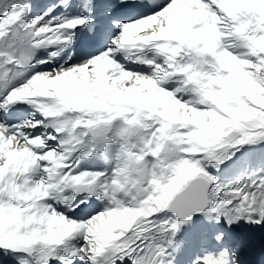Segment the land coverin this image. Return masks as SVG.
<instances>
[{"label":"snow or ice","instance_id":"6c2138e0","mask_svg":"<svg viewBox=\"0 0 264 264\" xmlns=\"http://www.w3.org/2000/svg\"><path fill=\"white\" fill-rule=\"evenodd\" d=\"M191 4L194 16L189 18L180 10L181 0H168L149 16L118 24L114 48L20 84L17 79L34 67L38 50L71 44L75 30L92 20L45 21L50 13L29 19L30 3L0 4V110L27 104L50 121L55 133L24 131L39 133L44 120L12 126L0 121V250L22 253L17 264H164L166 248L150 247L161 231L153 217L164 211L185 223H195L193 217L210 210L217 225H264V177H245L217 194L216 178L204 166L230 159L225 149L264 142V0L240 6L230 0ZM94 7L99 3L87 0L86 11ZM170 21L178 31H164ZM145 48L162 57L160 64L138 59L154 69L152 76L124 70L113 58L120 51ZM124 74L129 77L125 84L143 83L148 94L105 100ZM176 76L184 85L176 91L194 93L195 102H182L162 86ZM238 76L246 80L247 90L230 86ZM177 110L179 119L172 116ZM184 111L206 114L208 123H189ZM241 112L247 118L234 119ZM78 151L79 159L71 162ZM96 155L111 165V174L76 171L81 161ZM39 173L43 175L37 180ZM90 198L103 202V208L91 211ZM56 204L87 218L74 219L57 211ZM180 227L172 224L162 231L174 237ZM225 236L222 250L204 253L196 264H236V253L252 245L246 236ZM78 237L83 244L76 247L71 242Z\"/></svg>","mask_w":264,"mask_h":264},{"label":"bare ground","instance_id":"6f19581e","mask_svg":"<svg viewBox=\"0 0 264 264\" xmlns=\"http://www.w3.org/2000/svg\"><path fill=\"white\" fill-rule=\"evenodd\" d=\"M245 1V4L249 2V0H241ZM8 2V1H6ZM183 7L180 9L182 13L192 18L194 13L190 11V8L193 7L191 4V0H181ZM232 6L235 4V0H230ZM68 9L60 10L56 7H53L51 10L47 11L46 13H50L47 16L46 20L52 19V17H57V23L62 22L65 19H71L77 16H85V9L83 0H68L67 2ZM107 10L110 6H104ZM72 14V15H71ZM145 15V14H144ZM35 16H39L36 15ZM146 16L135 17L133 19L126 20L125 22L136 21ZM45 20V21H46ZM44 21V22H45ZM118 24H121L120 22ZM118 24L111 25L110 31L112 33L109 40L114 39L115 37L119 36L117 32L120 34V28L117 26ZM79 28V27H78ZM77 28V29H78ZM76 29V30H77ZM179 27L169 22V28L165 29L164 31H178ZM66 34H73L69 31ZM141 35L143 33H140ZM144 35H147L144 33ZM109 43V41H108ZM64 45V44H59ZM104 45L100 46L98 49V53L95 56L100 55L101 53L105 52L109 48H114V45H110L109 48ZM61 52H57L52 56L50 59L49 66L51 67L50 72L53 71H60L62 68L67 69L75 65H80L82 63L71 61L69 63H64L60 69L56 68L54 65L56 61L54 59L55 55H61ZM127 57V58H126ZM123 68L124 70L130 71L132 73H139L143 75L152 76L154 74V69L149 67L145 63L137 62L138 59L142 60H154L157 64L162 63V57H160L157 53H155L151 48H145L143 51H120L115 53L113 57ZM59 57H57V60ZM129 79L127 74H124L119 81L113 82V88L108 90L107 96L104 97L106 100L108 97H113L114 99H120L121 97L126 98L128 95H147L148 94V87L143 83H133L131 86L124 83V80ZM181 80L180 76H176L172 78L167 83H163L162 86L169 91H174L177 98L181 99L182 102H186L188 100L183 99V91H176L177 89L181 88ZM119 86L123 89L122 92H117L114 90L115 86ZM193 96L194 93L190 91H185ZM186 93V94H187ZM196 97V96H195ZM197 98V97H196ZM90 100H95L99 102L98 98L89 97ZM198 99V98H197ZM192 100V99H191ZM193 101V100H192ZM3 102V101H2ZM18 104L13 105L17 107ZM31 110V114L29 116H25L23 119H19L18 121L12 123H6L2 120V110L0 112V121L6 123L9 126L12 125H20L28 121H37V120H44L45 126L40 129V132L34 128L24 129L26 132H31L32 135H39L41 133L53 134L54 130L48 126L50 121L46 120L39 111L36 110L34 107H30L28 105V110ZM179 110L174 111L172 113L173 118L179 119ZM197 117L201 120L207 121L205 119V115L203 113H196ZM175 115V117H174ZM188 112L184 111L183 118L188 120L189 123L193 121H197L194 119H190L187 116ZM48 145L50 147H56L55 140H49ZM47 150V149H46ZM115 152V146H112V151L108 153L109 157ZM81 153L78 151L73 155L72 161L74 162L79 159ZM215 164V163H214ZM222 170V178L213 185V189L216 190L217 194L220 191H227L231 188H234L238 185L239 181L245 177H249L252 179H258L260 177H264V146H250L248 147L243 153H240L235 159L219 166ZM91 171V172H109L111 174V165H106L99 155L93 156L88 160L81 161L80 167L76 170L77 172L80 171ZM221 172V171H220ZM43 173L37 174L34 178L40 179ZM52 203V201H48ZM90 210L91 211H99L103 208V202L96 200L95 198H90L88 200ZM57 211H63L68 216H72L74 219H78L80 217L87 218L84 214H81L80 217L73 216V213L67 211V206L56 204L54 205ZM155 223L160 227L161 231L155 234V238L151 241L150 247L154 248L156 245H163L166 248V254L164 256V264H196L197 259L201 257L204 253L208 251H215V250H222L224 244L227 242V236H225V232H231L238 236H246L252 241V245L250 248L246 250H241L236 253V264H246L250 259H252L253 263H259L264 261V225L261 226H249L246 225L244 222H238L235 225L229 227V225L222 221L221 224H216V215L211 213L208 210L204 216L198 220H194L195 223H185L184 221H178L174 216L168 214L166 211L162 212L161 214L153 217ZM2 222V219H0ZM172 224H180V231L175 234L174 237H170L167 233H164L162 230L166 227H170ZM221 236V240H217V236ZM172 239L173 242L171 245L166 243L167 239ZM76 247H79L83 244V240L81 238H77V240H73L71 242ZM66 255V253H64ZM147 254V253H145ZM23 256L22 253H11L9 252L7 255L4 254L3 251H0V264H17L18 258ZM60 264L59 261H53L52 264ZM76 264H81L79 260L76 261ZM125 264H128L125 261Z\"/></svg>","mask_w":264,"mask_h":264},{"label":"rangeland","instance_id":"374dc122","mask_svg":"<svg viewBox=\"0 0 264 264\" xmlns=\"http://www.w3.org/2000/svg\"><path fill=\"white\" fill-rule=\"evenodd\" d=\"M244 4H245V1L235 0L234 6H240V5H244ZM145 34H147V33H145ZM233 51L238 54V53L242 52L243 50L242 49H233ZM233 70L236 73H238V71H239L238 68H234ZM230 86H233V87L238 86V87H240L242 89H245V90L248 89V85H247L246 80L243 79L242 77H239V76L237 77V79L234 82H232L230 84ZM181 88L182 89L184 88V85L183 84L181 85ZM117 89H121V88L116 85L114 87V90L113 91H115ZM186 93L187 92L183 91V94H182L183 95L182 96L183 99L185 101L188 100L186 102H195L197 100V98L195 96H193V95H191L189 93H187V94ZM224 102L225 103H228L229 101H228L227 98H225ZM197 107H202V106L197 105ZM187 116L190 117V119H194V120L200 121V123H202V124H205L206 125L208 123V121H204V120H201L200 118H198L196 113H189L188 112V115ZM174 117H175V115H174ZM246 118L247 117H246L245 113H243V112H241L238 116L234 117V119H238V120H243V119H246ZM202 131H203V129H202ZM262 145L264 146V142H258V143H253V144L240 145V146H237L236 148L225 149L224 150V154L225 155H231V158L230 159H226V160H224V163L218 164V165L217 164H214V163L205 162V165L204 166L216 178V183H217L222 178V176H223L222 170L219 167L220 165H223V164H225V163H227V162L235 159L240 153H243L250 146L257 147V146H262ZM0 219H2V218H0ZM0 251H2V250H0Z\"/></svg>","mask_w":264,"mask_h":264},{"label":"water","instance_id":"95a60500","mask_svg":"<svg viewBox=\"0 0 264 264\" xmlns=\"http://www.w3.org/2000/svg\"><path fill=\"white\" fill-rule=\"evenodd\" d=\"M167 212L172 214L173 216H175L178 219V217L175 214H173L171 211H167ZM201 216H202V214L198 215V216H195V217H193V220H196V219L200 218ZM178 220H181V219H178ZM181 221H183V220H181Z\"/></svg>","mask_w":264,"mask_h":264}]
</instances>
